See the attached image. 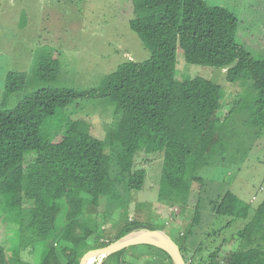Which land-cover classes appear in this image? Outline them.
<instances>
[{"label": "trees", "instance_id": "obj_1", "mask_svg": "<svg viewBox=\"0 0 264 264\" xmlns=\"http://www.w3.org/2000/svg\"><path fill=\"white\" fill-rule=\"evenodd\" d=\"M131 2L133 18L128 25L149 57L140 63H121L103 78L101 87L76 91L42 86L6 109L8 97L23 89L28 78L26 72L8 73L0 105V199L8 223L18 230L9 253L0 246V264H78L87 249L107 246L135 231H164L128 222L124 214L125 224L116 237L98 241L95 232L99 226L92 228L89 219L83 220L86 206L95 212L93 220L104 218L105 225L117 209L126 213L130 192L141 190L145 183V170L135 168L139 153L161 156L157 201L175 209V220L191 202L193 185L198 187L183 243L179 231V244L165 231L179 246L185 264H264V199L253 207L230 191L208 187L200 176L217 156L224 138L223 130L211 131L217 105L229 100L208 79H175L179 49L188 64L218 65L225 81L235 84L236 93L249 92L241 122L245 131L258 137L264 128V59L252 57L236 44L238 22L228 9L202 0ZM54 55L46 47L33 55L38 79L50 74L53 78L57 73L59 62ZM230 56L233 62L228 65L225 59ZM99 98L114 105L102 140L92 135L90 124L82 118L72 119L57 140H42L44 124L57 111L70 108L79 112ZM214 135L219 143L211 141ZM205 195L210 197L207 207L212 214L211 228L206 229L201 212ZM219 218L228 221L213 224ZM236 226L238 245L222 257V246L234 239L227 232ZM123 252L106 259L116 257L113 264H122ZM161 253L164 259L150 253L134 257L138 264H173Z\"/></svg>", "mask_w": 264, "mask_h": 264}, {"label": "rangeland", "instance_id": "obj_2", "mask_svg": "<svg viewBox=\"0 0 264 264\" xmlns=\"http://www.w3.org/2000/svg\"><path fill=\"white\" fill-rule=\"evenodd\" d=\"M202 1L232 12L238 22L236 44L248 50L252 57L264 59V0ZM21 14L23 19L20 20ZM131 18V0H0V105L5 80L10 72H26L28 78L23 89L8 97L6 109L13 108L25 95L42 86H61L76 91L97 89L102 86L103 78L116 71L121 63L147 60V49L128 25ZM45 47L54 50L59 68L53 78L50 74L40 80L33 70V55ZM225 61L230 65L233 57ZM193 77H202L219 85L229 100L226 102L223 99L217 105L211 131L214 134L217 129L223 130L224 138L216 151L217 156L201 170L200 176L208 187L222 192L230 191L241 201L255 207L264 199V128L258 137L253 135V131L249 133L243 129L241 118L246 114L249 92L244 89L236 93L235 84L225 81L224 70L218 65L204 67L186 63L179 49L175 79L181 82ZM235 93L239 95H235L237 98ZM113 107L108 99L99 98L79 112L70 108L59 110L52 120L44 124L42 140H57L72 119L79 118L87 121L92 135L102 140L105 128L111 121ZM215 135L211 138L214 144L219 143ZM161 167L162 158L159 155L145 156L139 153L136 156L135 168H143L146 172L143 188L130 192L126 213L117 209L106 225L104 218L93 220L95 212L85 207L87 218L83 220L89 219L92 228L99 226L95 232L96 240L112 241L125 224V214L128 222L161 227L178 244L176 232L179 231V241L183 243L194 215L198 187L193 185L191 202L181 208L175 220L176 211L157 201ZM208 198L209 195L204 196L201 208L205 229L211 228L212 214L208 211ZM46 200L49 202L48 198ZM227 221V218L214 219L213 224L220 226ZM237 228L233 227L231 232H227L234 239L222 246V257L236 249ZM17 230L15 225L8 223L0 199V246L7 247L8 253L9 246L17 238ZM156 250L144 246L127 248L121 256L122 264H138L134 256L140 253H150L164 259L165 255ZM115 260L116 257L108 260L97 258L91 264H113Z\"/></svg>", "mask_w": 264, "mask_h": 264}, {"label": "water", "instance_id": "obj_3", "mask_svg": "<svg viewBox=\"0 0 264 264\" xmlns=\"http://www.w3.org/2000/svg\"><path fill=\"white\" fill-rule=\"evenodd\" d=\"M152 246L167 254L173 264H185L179 246L163 230H140L127 234L107 246L85 250L78 264H91L97 258H106L130 247Z\"/></svg>", "mask_w": 264, "mask_h": 264}, {"label": "clouds", "instance_id": "obj_4", "mask_svg": "<svg viewBox=\"0 0 264 264\" xmlns=\"http://www.w3.org/2000/svg\"><path fill=\"white\" fill-rule=\"evenodd\" d=\"M174 209V208H173ZM174 211H175V209H174ZM165 232V231H164ZM166 233V232H165ZM167 234V233H166ZM173 240V239H172ZM136 247V246H135ZM123 251H125V250H123ZM107 258V257H106ZM106 258H103V259H106Z\"/></svg>", "mask_w": 264, "mask_h": 264}, {"label": "crops", "instance_id": "obj_5", "mask_svg": "<svg viewBox=\"0 0 264 264\" xmlns=\"http://www.w3.org/2000/svg\"><path fill=\"white\" fill-rule=\"evenodd\" d=\"M132 3V2H131Z\"/></svg>", "mask_w": 264, "mask_h": 264}]
</instances>
